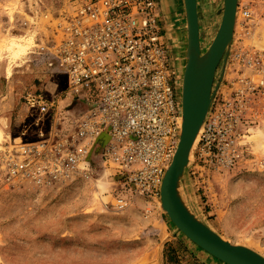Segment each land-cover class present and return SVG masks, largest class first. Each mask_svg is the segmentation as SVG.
Here are the masks:
<instances>
[{
  "label": "rangeland",
  "instance_id": "374dc122",
  "mask_svg": "<svg viewBox=\"0 0 264 264\" xmlns=\"http://www.w3.org/2000/svg\"><path fill=\"white\" fill-rule=\"evenodd\" d=\"M158 1L172 70L181 80L186 62L184 7L169 9L167 0ZM223 4L197 0L202 51L218 29ZM245 8L250 9L248 19L241 13ZM69 9L70 0H0V148L35 136L37 126L23 105V94L36 88L53 91L64 83V76L50 70L37 53V44ZM237 11L233 46H255L264 55V0H240ZM228 65L223 58L213 83L217 89L224 79L225 94L227 82L236 76L235 67ZM239 130L243 150L234 166H196L192 150L180 191L212 230L264 255V94L248 102ZM106 141L101 138L97 145L103 147ZM25 182L0 183V264H226L181 233L160 198L123 191L131 205L112 208L116 185L97 166L55 191L34 190Z\"/></svg>",
  "mask_w": 264,
  "mask_h": 264
},
{
  "label": "built area",
  "instance_id": "2783aa9c",
  "mask_svg": "<svg viewBox=\"0 0 264 264\" xmlns=\"http://www.w3.org/2000/svg\"><path fill=\"white\" fill-rule=\"evenodd\" d=\"M241 13L250 17L248 8ZM160 15L158 0H70L69 11L37 44L64 83L23 94L37 128L34 138L0 148L1 184L50 187L97 166L116 185L109 203L115 210L132 203L123 191L160 198L182 123L181 80L172 70ZM225 61L236 76L226 94L224 79L214 91L192 148L196 166L212 170H229L240 158L248 102L264 94L261 50L231 43Z\"/></svg>",
  "mask_w": 264,
  "mask_h": 264
},
{
  "label": "water",
  "instance_id": "95a60500",
  "mask_svg": "<svg viewBox=\"0 0 264 264\" xmlns=\"http://www.w3.org/2000/svg\"><path fill=\"white\" fill-rule=\"evenodd\" d=\"M182 3L186 22V62L180 89L182 123L178 146L161 184V207L181 233L214 258L226 264H264V255L224 239L201 221L180 191L190 153L216 90L213 83L218 65L226 59L232 43L238 0H224L218 29L204 51L199 39L197 0Z\"/></svg>",
  "mask_w": 264,
  "mask_h": 264
},
{
  "label": "crops",
  "instance_id": "0c3cea01",
  "mask_svg": "<svg viewBox=\"0 0 264 264\" xmlns=\"http://www.w3.org/2000/svg\"><path fill=\"white\" fill-rule=\"evenodd\" d=\"M239 2H240V0H238ZM180 4H183L182 3V0H167V7L169 8V9H171V7L172 6H174L175 8L176 7H178V5H180ZM74 181V179L73 180H71V181H68V182H66V183H63V184H56V185H53V186H50V187H40V186H36V185H34V184H32V183H30V182H25V183H23L22 185H24L25 187H30V188H32V189H34V190H38V191H42V190H57V189H59V188H61L63 185H66V184H70V183H72ZM29 188V189H30Z\"/></svg>",
  "mask_w": 264,
  "mask_h": 264
},
{
  "label": "bare ground",
  "instance_id": "6f19581e",
  "mask_svg": "<svg viewBox=\"0 0 264 264\" xmlns=\"http://www.w3.org/2000/svg\"><path fill=\"white\" fill-rule=\"evenodd\" d=\"M19 51H22L23 50V46H21L20 44H19V49H18ZM191 158V157H190ZM189 158V159H190Z\"/></svg>",
  "mask_w": 264,
  "mask_h": 264
}]
</instances>
